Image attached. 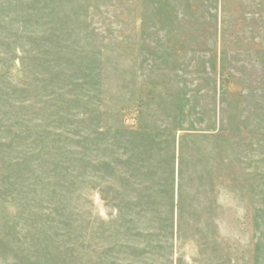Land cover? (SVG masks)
Segmentation results:
<instances>
[{
    "label": "rangeland",
    "instance_id": "374dc122",
    "mask_svg": "<svg viewBox=\"0 0 264 264\" xmlns=\"http://www.w3.org/2000/svg\"><path fill=\"white\" fill-rule=\"evenodd\" d=\"M0 264H264V0H0Z\"/></svg>",
    "mask_w": 264,
    "mask_h": 264
}]
</instances>
